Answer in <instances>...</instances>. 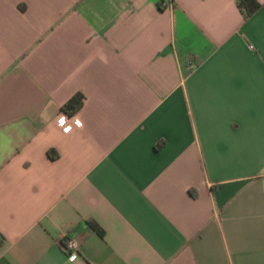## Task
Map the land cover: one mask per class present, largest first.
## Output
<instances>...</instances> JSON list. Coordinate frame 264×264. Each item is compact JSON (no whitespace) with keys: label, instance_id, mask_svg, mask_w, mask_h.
I'll return each mask as SVG.
<instances>
[{"label":"crops","instance_id":"obj_1","mask_svg":"<svg viewBox=\"0 0 264 264\" xmlns=\"http://www.w3.org/2000/svg\"><path fill=\"white\" fill-rule=\"evenodd\" d=\"M255 1L0 0V264H264Z\"/></svg>","mask_w":264,"mask_h":264},{"label":"trees","instance_id":"obj_2","mask_svg":"<svg viewBox=\"0 0 264 264\" xmlns=\"http://www.w3.org/2000/svg\"><path fill=\"white\" fill-rule=\"evenodd\" d=\"M237 7L243 13L244 16H249L258 6L255 0H236ZM82 101V96L79 93L73 95L68 101L61 105V110L64 113L71 114L78 107H80Z\"/></svg>","mask_w":264,"mask_h":264},{"label":"built area","instance_id":"obj_3","mask_svg":"<svg viewBox=\"0 0 264 264\" xmlns=\"http://www.w3.org/2000/svg\"><path fill=\"white\" fill-rule=\"evenodd\" d=\"M194 66H195L194 63H192V62H190L188 64L189 68H193ZM61 115L67 117V120L65 121L63 126H61L60 123H59V118H60ZM77 120H79V118L76 115H68V114L64 113L62 110L59 112L57 117H55V123L62 130V132H66L65 129H69L70 130L74 126H79L80 127V125L76 124ZM70 243L73 244L72 247H69ZM60 246H61L62 251L67 253V255L70 256V257L73 256V254H74V252L76 250H78L77 243L74 240L69 239V238H62L61 241H60Z\"/></svg>","mask_w":264,"mask_h":264},{"label":"clouds","instance_id":"obj_4","mask_svg":"<svg viewBox=\"0 0 264 264\" xmlns=\"http://www.w3.org/2000/svg\"><path fill=\"white\" fill-rule=\"evenodd\" d=\"M66 120H67V117L61 115L60 118H59L60 125L63 126V124L65 123ZM76 124L82 126V122L79 121V120L76 121ZM65 131L67 132V131H69V129H65ZM72 246H73V244L70 243L69 244V247H72ZM77 259L78 258L75 256V254H73V256L70 258L69 264H74V262H76Z\"/></svg>","mask_w":264,"mask_h":264}]
</instances>
